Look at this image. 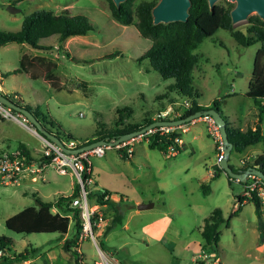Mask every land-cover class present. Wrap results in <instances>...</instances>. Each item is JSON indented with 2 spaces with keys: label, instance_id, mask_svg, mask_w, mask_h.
I'll return each mask as SVG.
<instances>
[{
  "label": "rangeland",
  "instance_id": "1",
  "mask_svg": "<svg viewBox=\"0 0 264 264\" xmlns=\"http://www.w3.org/2000/svg\"><path fill=\"white\" fill-rule=\"evenodd\" d=\"M8 5L18 9L16 21L11 20ZM40 9L83 14L94 27L85 35H77L79 41L71 40L67 44L68 57H59L60 78L50 77L49 81L62 89L55 91L50 87L45 91V83L38 80L33 84L39 86L36 99H27V92L19 94L24 104L52 120L61 139L81 143L98 132L109 133L115 127L116 108L130 109L123 124L142 123L144 118L153 117L157 109L168 106L169 99H175L176 103L185 100L173 88L172 78H161L146 59L136 61L151 42L141 37L133 25L113 20L107 0H0V30L12 31L22 16ZM246 25L247 22L241 23L233 29L245 32ZM258 46V43L241 46L222 28L204 37L194 51L198 61L191 72L192 86L198 94L195 101L200 105L216 97L223 101L233 84L237 95L227 102H237L234 106L241 107L246 100L241 93L247 86ZM15 56L16 51L10 50L7 59L13 63ZM7 96L17 98L12 92ZM1 109L4 108L0 106L3 113ZM31 131L12 118L0 120V150L11 151L18 143L41 150L36 134ZM185 135L182 133L183 138ZM202 139L211 154L215 141L207 136ZM132 150L130 158L122 156L113 146L105 149L102 156L89 157L91 183L86 189L114 194L122 214L120 224L105 234L112 212L101 206L102 224L93 229L96 246L108 264H191L190 255L197 249L190 248L201 245L199 230L214 208L220 210L224 219L217 226L218 248L215 249L221 264H264V246L253 233L256 215L252 203L239 207L230 216L228 226H224L231 208L237 207L235 199L241 186L234 179L228 180L217 167L210 166L213 155L205 158L206 169L213 171L215 177L219 173L221 176L209 180L198 155L190 156L182 151L170 156L148 148L145 139L134 142ZM233 157L230 154L228 162L234 168ZM42 177L43 180L38 178L35 182L23 178L17 184H0V235L10 239L7 248L11 253L32 248L28 264H69L67 254L57 244V233H15L4 226L5 218L35 205V197L55 200L60 193L69 194L76 182L68 169L60 175L48 168ZM201 183L208 188L206 194H202ZM89 201L92 205V199ZM141 203L152 206L137 210ZM73 230L70 219L68 237L73 235ZM80 250L84 259L98 261L89 240L80 243Z\"/></svg>",
  "mask_w": 264,
  "mask_h": 264
},
{
  "label": "trees",
  "instance_id": "2",
  "mask_svg": "<svg viewBox=\"0 0 264 264\" xmlns=\"http://www.w3.org/2000/svg\"><path fill=\"white\" fill-rule=\"evenodd\" d=\"M19 1V0H15ZM108 1L109 14L111 18L122 25H133L138 34L150 40L149 47L136 58V61L146 59L150 68L156 71L161 78L173 79V88L176 92L189 101L190 106L181 111L177 118L185 117L197 110H204L212 108L221 114L218 99H213L207 106L198 104L195 101L198 94L192 86V69L195 67L198 56L194 52L199 46L202 39L211 35L217 28L225 29L229 32L230 36L241 46H247L254 43H258L259 46L255 50L250 77L247 83L246 91L244 95L250 98L256 107V121L257 124L264 116V22L259 20L256 16H250L245 27V32H241L238 29H233L229 23L228 10L231 8V3L224 1H218L213 11L209 12L206 0H190L191 5L188 9L189 15L185 22H171L168 24H156L151 25L150 8L154 5L156 0H140L134 4V0H125L119 4L118 8ZM14 7L8 5V9L11 11ZM94 30L92 24L88 21L83 14H67L54 13L51 10H35L27 15H24L21 19L20 27L15 31H1L0 30V45L7 43L25 44L29 47L36 49H48L50 47L44 46L38 43L39 39L45 38L51 35L57 36V41L62 42L70 36L85 35L88 32ZM115 55V54H110ZM25 59L20 58L18 66L11 71L2 73L6 75L8 73L19 72L25 69ZM15 104L28 110L38 121L41 126L48 132L55 135L60 141H69L72 139H61L57 132L51 127H47L45 117L41 116L34 108L28 104H24L22 101L7 96ZM174 101H170L173 103ZM6 108L5 106H3ZM164 108V107H163ZM12 114L17 112L10 110ZM117 115L114 122V129L107 134H94L91 138L85 139L81 143H76L79 147L83 144L90 143L98 139H105V137L114 139L124 133L137 130L144 125L152 122L150 118H144L142 123H128L123 124V119L128 116L130 109L127 106H123L115 109ZM222 115V114H221ZM225 119V117L222 115ZM53 130V131H52ZM225 131L227 140L231 143V150L240 153L246 146L253 145L258 142L264 143V135L261 133L259 126L257 125L253 130L250 128L240 131L228 126L225 122ZM180 137L179 132H172L159 135L157 133L147 136V146L150 149H158L165 152L168 144L172 143V137ZM74 141V140H72ZM75 142V141H74ZM216 148V143H214ZM178 150V146L174 145ZM17 148L27 154V148L22 143H18ZM122 153V150L117 149ZM179 152V150H178ZM228 161V159H227ZM261 165V171L264 175V154L257 155L251 163H242L237 169L229 167L233 171H243L245 168L252 165ZM218 172H223L221 168H217ZM227 177V176H226ZM228 180H230L227 177ZM233 180V179H232ZM247 181L242 183L245 185ZM202 194H206L208 188L203 183L200 184ZM78 191V186L75 183L71 194L64 196L60 195L53 202L41 201L37 197L34 198L35 206H26L11 216L5 218L4 226L6 229L15 233H57L58 235H64L67 232L69 225L68 213L71 212L73 218L75 233L73 236L64 241L62 244L63 250L69 254L76 264V258L73 251L70 250L71 244L74 241L79 229L80 224L77 217V210H72L67 207L66 199L70 196H75ZM109 192L102 191L98 193L87 192V201L92 199L94 205L105 206L106 209H110L112 217L109 225L104 229L106 234L114 225L120 224L122 214L119 211L118 202H114L109 199ZM104 196L106 198L104 199ZM240 197L237 195L236 199ZM247 202L252 203L254 207V213L256 215V223L258 233L264 238V220L261 217L259 199L252 193L247 199ZM55 205L58 212H51L52 205ZM102 213V212H101ZM105 215V214H104ZM231 216V215H230ZM228 216L225 221L229 219ZM103 218V215H102ZM224 221L221 212L218 208H214L211 213L203 219V224L199 230L202 243V247H211L216 249L219 232L217 226ZM10 239L0 235V249H7L10 244ZM101 249V244H98ZM33 250L25 249L23 252L14 253L12 260L4 259L7 264L18 262L20 260H26L28 254H32ZM84 259V258H83ZM95 260H92V264ZM84 263L85 259H84Z\"/></svg>",
  "mask_w": 264,
  "mask_h": 264
},
{
  "label": "built area",
  "instance_id": "3",
  "mask_svg": "<svg viewBox=\"0 0 264 264\" xmlns=\"http://www.w3.org/2000/svg\"><path fill=\"white\" fill-rule=\"evenodd\" d=\"M57 49V48H56ZM62 56V55H61ZM16 99V98H15ZM4 108L2 105H0ZM190 106L189 101L186 99L181 102H173L168 106L158 110L153 120H173L178 119L177 117L181 111L187 109ZM3 113H0L3 118H12L17 120L21 125L26 127L29 131L34 132V129L28 125L24 116L19 113L12 114L9 108L1 109ZM206 125V131L210 138H212L217 148L215 164L219 166V161L222 156L221 139L217 127L215 126L212 118L209 115H202L199 118ZM196 119L190 120L186 123L179 124L176 126H157L147 130L145 133L131 137L127 140L118 142L113 147L122 150L125 157L130 158L132 155V145L141 139H147V136L153 133L159 135L172 133V132H183L186 130L189 124H192ZM37 135V134H36ZM40 137V136H39ZM43 141V147L39 154L35 157H30L27 154L21 152L18 148L11 151L3 150L0 151V184L15 183L23 179L24 177H30L32 180L42 179L43 172L48 168L53 169L60 175L66 174L68 169L71 175L75 178V183L78 186V191L75 196H70L66 199L67 207L72 210H77V217L80 224V229L71 244V251H73L76 264H85L83 259L82 251L80 250V243L87 239L91 242L95 248L98 261H94L93 264H108L106 258L100 253L96 246L95 237L93 234L94 228H99L102 224V213L98 205H89L87 201L86 187L91 183V162L90 156H102L104 150L109 148V144L96 145L88 150L78 152L76 154L63 152L56 144L41 138ZM172 143L168 144L165 152L170 156L178 153V150L174 145L180 143V137H172ZM62 144L67 148H75L76 142L61 141ZM243 163V161H240ZM246 183L243 186V190L239 199H236V204L241 206L244 200H247L253 193L259 199L261 217L264 220V183L261 179L253 174L246 176ZM106 196H104V199ZM55 202V201H54ZM52 212H57L56 206L53 204ZM14 252H10L7 249H0V264H7L4 259L12 260ZM191 264H221L217 256L215 249L211 247L198 246L196 253L191 256ZM25 260L13 262L11 264H22Z\"/></svg>",
  "mask_w": 264,
  "mask_h": 264
},
{
  "label": "crops",
  "instance_id": "4",
  "mask_svg": "<svg viewBox=\"0 0 264 264\" xmlns=\"http://www.w3.org/2000/svg\"><path fill=\"white\" fill-rule=\"evenodd\" d=\"M11 9L12 10L10 11L7 8V11L11 14V17H10L11 20L16 21L17 17L15 16V14H17L18 9L17 8H14V9L11 8ZM22 17L20 18L19 22L14 26L12 31L19 29ZM78 39H79V37H77V35L72 36V37L70 36L62 42L57 41L56 35H51V36L39 39L38 43L41 45L50 47L48 49H36V48L29 47L23 43L18 44V43H14V42L7 43L5 45H0V92L5 94V95L12 92L13 97L15 95H17L16 99H18L20 101H22V99L19 96V94L21 92H23V93L27 92V99H31V97H33V100H34V99H36L34 97H36L40 92L38 89L39 86L33 85L34 82L38 81V80H42V82L45 83V91H47V89L50 87L53 88L55 91L62 89L61 87H59L57 85L52 86L50 84L49 80H50V77H57V78L59 77V73H60L59 71L60 70H58L59 69L58 65L60 62L58 61V59H59V57H62L61 55H65L66 57H68L67 44L71 40H78ZM48 40H51V42L48 43ZM53 48H55V49H53ZM10 50H13V52L16 51V56L14 58L13 63L11 61L12 59H7L9 57ZM42 52H44V54ZM57 52L60 55H58ZM20 58H23L26 61L25 66H24L25 69H23L19 72H13V73H8L6 75H2V73H4V72L11 71L12 69H15L18 66V62H19ZM232 85L233 84L230 85V88H229L230 91L224 95L223 101H220L217 97L215 98V99H218V101H219V107L221 110V114L225 117V122L228 124L229 127L233 128V129H238L240 131H244L248 128L253 130L258 125L261 133L264 135V123H263L264 116L262 117L259 124H257L256 107H255L253 101L244 95V92L246 91L247 86L244 90H242V93H241V95L246 99V100L242 101L241 107H240V105L238 107L234 106V105L238 104L237 102H235V103H228L227 102V100H229V99H231L237 95L235 90L233 89ZM212 99L213 98H211L210 102L212 101ZM171 100L173 101L175 99H169V101H171ZM209 103H205V104H203V106H207ZM198 104H200V103H198ZM162 108L163 107L157 109L156 112ZM40 115L45 117L42 113ZM2 119H4V118L0 114V120H2ZM150 119L153 120V117H151ZM15 121L17 123H19L17 120H15ZM51 121H50V119H47L45 117V122L47 123V127L49 126L51 128H54ZM182 133L186 134L185 138H183ZM203 136L209 137L207 134V131H206V125L201 119H196L192 124H189L187 126L185 131L180 133V143L178 144V150H179L178 153L184 151L187 154H189L190 156L191 155H198V159L202 162V165L204 167L205 175H207L209 177V180H216V179H219V177L221 175L219 173V175L215 177V173L213 171H211L210 169H206L207 164H206L205 158L207 157L206 159H210V157L213 155L214 158L212 159L210 166H212L214 168H216V167L218 168L219 166H217L215 164L217 148H215V145L213 142L212 151L210 154L209 149L206 148V145L203 142V139H202ZM36 137L38 138V141L40 143V147L42 149L43 141H42L41 137H39L38 135H36ZM24 146L27 148V155L30 157H35L40 152V150H34L32 148L30 149L26 143H24ZM0 151H3V150H0ZM230 154L234 155V157H233L234 165L233 166H234V169H237L242 164V163H240V161H243V163H245V162L251 163L257 155L264 154V143L258 142V143L253 144V145H248L240 153L232 151L231 153H229V156H230ZM229 156H228V159H229ZM228 164H230V163L228 162ZM222 174H224V173L222 172ZM24 178H29L31 182H35V180H32L30 177H24ZM41 180H43V177ZM236 182H238V181H236ZM238 183H240V182H238ZM240 186H241V191L238 194H236V196L237 195L240 196L242 193L244 185L242 183H240ZM71 192L69 194H71ZM69 194H67V195H69ZM60 195L67 196L63 193H60ZM108 197H109V199L113 200L114 202H117V200H118L117 197L111 193L109 194ZM38 199L43 201L40 198H38ZM53 201L54 200H51V202H53ZM235 201H236V199H235ZM246 203H247V200H244L243 204L241 206H243ZM30 206L36 207V203H35V205H30ZM241 206L237 205V207L235 209L231 208L230 214L228 216L234 215L239 210V207H241ZM99 208L101 210V206ZM51 212H52V209H51ZM57 212H58V210H57ZM68 217H69V219H71L73 221V218L71 216V212L68 213ZM228 220L224 222L225 227L228 226ZM253 224H254L253 225V233H254V235L257 236V239L264 246V238H262L260 236V234L258 233L256 221ZM248 225H251V222H249ZM73 231H75V229ZM71 237H68L67 232L64 235H59L57 244L60 245L62 248L63 242L70 239ZM198 246L199 245H196L195 247H192L190 249H192V250L195 248L197 249ZM217 248L218 247L216 246V249ZM66 254H67V258H66L67 263L74 264L73 259L68 255V253H66ZM29 255H31V253L28 254L27 257H29ZM191 255H190V258H191ZM85 262H86V264H92L91 263L92 260H89V259H85ZM28 263H29V259L27 258L24 261V263H22V264H28Z\"/></svg>",
  "mask_w": 264,
  "mask_h": 264
},
{
  "label": "water",
  "instance_id": "5",
  "mask_svg": "<svg viewBox=\"0 0 264 264\" xmlns=\"http://www.w3.org/2000/svg\"><path fill=\"white\" fill-rule=\"evenodd\" d=\"M115 8L119 7V4L125 0H110ZM220 0H206L207 7L209 12L213 11L214 5ZM231 3V8L228 10L229 23L233 27L235 25L245 23L248 21L250 16H256L259 20L264 22V0H225ZM191 5L190 0H156L154 5L150 8V17L151 25L156 24H168L171 22H185L189 15L188 9ZM0 105L14 110L17 113L25 117L28 125H30L34 132L41 138L50 141L56 144L63 152L76 154L78 152L88 150L96 145L109 144L114 146L118 142L127 140L131 137L145 133L147 130L157 127V126H176L179 124L186 123L190 120L201 117L202 115H209L215 126L218 129L221 147H222V156L219 161V168L222 169L223 173L229 178L234 179L240 183L246 181V176L253 174L261 179L264 183V175L261 171V165H253L245 168L243 171H233L229 167L227 159L229 152L231 150V143L227 140V135L225 131V119L222 115L212 109L197 110L185 117L173 119V120H153L147 125L142 126L141 128L131 131L129 133H124L118 137H115L111 141L106 139H98L87 144H83L75 148H67L62 142L52 133L48 132L41 126L40 121H38L28 110L12 102L7 95L0 92ZM151 203H141L136 206L137 210H142L151 207Z\"/></svg>",
  "mask_w": 264,
  "mask_h": 264
}]
</instances>
